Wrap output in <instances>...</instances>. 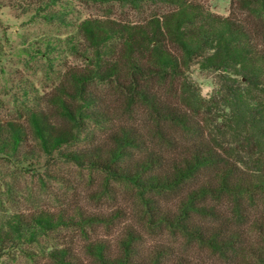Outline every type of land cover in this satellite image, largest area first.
Listing matches in <instances>:
<instances>
[{"label": "trees", "instance_id": "obj_1", "mask_svg": "<svg viewBox=\"0 0 264 264\" xmlns=\"http://www.w3.org/2000/svg\"><path fill=\"white\" fill-rule=\"evenodd\" d=\"M80 1L108 6L107 15L79 23L69 44L80 65L26 120L0 121V155L18 167L45 158L98 173L104 195L135 194L137 222L80 208L12 213L0 221V259L31 257L28 247L78 230L79 241L42 247L44 264H213L169 245L145 251L146 230L219 264H264V0H236L242 13L231 0L227 17L195 0ZM62 4L43 0L37 14L60 21L53 7ZM116 4L141 15L171 9L133 21L115 17ZM194 66L216 76L208 98ZM104 226L122 228L116 247L99 235Z\"/></svg>", "mask_w": 264, "mask_h": 264}, {"label": "rangeland", "instance_id": "obj_2", "mask_svg": "<svg viewBox=\"0 0 264 264\" xmlns=\"http://www.w3.org/2000/svg\"><path fill=\"white\" fill-rule=\"evenodd\" d=\"M60 1L62 8H53L63 15L62 20L46 22L37 14L43 0H0V121L20 117L26 120L27 111L33 110L43 96L50 95L64 71L80 65L69 44L74 40L71 36L77 35L79 23L88 16L107 15L106 5L87 4L80 0ZM195 1L218 16L227 17L231 13V0ZM235 3L238 12L242 13L243 2ZM110 9L115 17L136 21L153 12H166L171 7L165 4L148 5L142 15L118 4ZM39 50L46 56L38 57L36 52ZM191 77L202 89L204 97L208 98L214 93L216 76L213 73L202 72L194 66ZM101 182L98 173L71 164L41 158L33 165L18 167L0 155V221L12 213L28 214L43 209H66L69 213H76L80 208L87 214L106 218L119 214L120 220L116 221L137 222L135 194L121 187L104 195ZM118 225L122 226L121 223ZM98 233L116 247L123 230L104 226L99 228ZM143 236L146 240L145 251H152L156 245H169L175 255H187L190 259L199 260L194 263L219 264L206 249L197 246L188 248L183 238L177 239L170 233L158 234L145 230ZM52 238L43 240L41 245L28 247L29 251L35 253L33 256L16 252L0 259V264H44L45 259L39 253L42 247H50L63 240L79 241L81 233L78 230H64ZM85 264L95 263L86 260Z\"/></svg>", "mask_w": 264, "mask_h": 264}]
</instances>
